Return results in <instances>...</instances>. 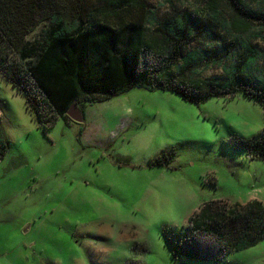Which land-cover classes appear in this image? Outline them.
<instances>
[{
    "label": "rangeland",
    "instance_id": "rangeland-1",
    "mask_svg": "<svg viewBox=\"0 0 264 264\" xmlns=\"http://www.w3.org/2000/svg\"><path fill=\"white\" fill-rule=\"evenodd\" d=\"M200 1L143 0L142 18L134 9L124 21L163 17L170 3L198 11ZM96 3L82 0V13ZM205 28L192 43H221L220 27L213 38ZM0 126L11 142L0 160V264H264V240L213 263L173 258L161 233L209 200L264 204V162L233 145L264 126L263 108L242 93L194 104L132 88L86 104L81 124L59 119L44 131L0 74ZM161 151L171 162L151 164Z\"/></svg>",
    "mask_w": 264,
    "mask_h": 264
},
{
    "label": "trees",
    "instance_id": "trees-1",
    "mask_svg": "<svg viewBox=\"0 0 264 264\" xmlns=\"http://www.w3.org/2000/svg\"><path fill=\"white\" fill-rule=\"evenodd\" d=\"M96 1L83 14L82 0H0V74L44 131L59 119L75 122L66 114L72 104L83 114L86 104L132 88L170 91L194 104L242 93L264 110V49L257 43L264 38V0L253 8L244 0H201L198 11L170 3L169 13L150 22L124 21L134 9L142 18L143 0ZM37 23L46 27L27 39ZM198 27L212 38L220 27L221 43H192ZM208 68L219 72L199 75ZM233 145L264 162V126L250 137L234 136ZM10 147L0 126V160ZM171 160L161 151L151 164ZM161 233L175 259L223 262L264 240V204L209 200L181 227Z\"/></svg>",
    "mask_w": 264,
    "mask_h": 264
},
{
    "label": "water",
    "instance_id": "water-1",
    "mask_svg": "<svg viewBox=\"0 0 264 264\" xmlns=\"http://www.w3.org/2000/svg\"><path fill=\"white\" fill-rule=\"evenodd\" d=\"M66 114L75 122H82L83 120L82 111L76 106V104H72Z\"/></svg>",
    "mask_w": 264,
    "mask_h": 264
}]
</instances>
